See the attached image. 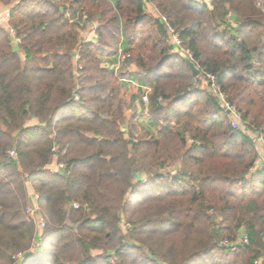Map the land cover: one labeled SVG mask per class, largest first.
<instances>
[{
    "label": "trees",
    "instance_id": "16d2710c",
    "mask_svg": "<svg viewBox=\"0 0 264 264\" xmlns=\"http://www.w3.org/2000/svg\"><path fill=\"white\" fill-rule=\"evenodd\" d=\"M209 2L0 0L20 39L0 21V264H264V0ZM128 80L150 88L137 137Z\"/></svg>",
    "mask_w": 264,
    "mask_h": 264
},
{
    "label": "built area",
    "instance_id": "2783aa9c",
    "mask_svg": "<svg viewBox=\"0 0 264 264\" xmlns=\"http://www.w3.org/2000/svg\"><path fill=\"white\" fill-rule=\"evenodd\" d=\"M207 5H210L209 0H203ZM0 21L3 23L4 27L7 28L11 34V37L13 39L14 44H18L20 42V39L18 37H16L15 31L13 28L9 27L8 25V20L10 17V7L9 6H5V8L0 12ZM69 16V15H68ZM163 21H165V18H162ZM69 20L70 22H77L79 26H84L85 25V21L87 20V16L83 15L81 17V19H78V17H71L69 16ZM169 36H170V40L171 43L175 46V51L179 53V51H182L183 53H187L186 51L183 50V48H181V42L180 39L178 38V36L175 34L174 30L172 28H169ZM85 40H90V39H85ZM181 54V53H180ZM125 55L123 54H119V61H122L125 59ZM79 58L78 52H75L74 55V62ZM119 62L116 63L115 65H111L108 64L107 62H104L103 66L104 67H109V68H114V69H118L119 68ZM207 81H208V85H209V91L214 94L216 97H218V100L222 106V108L225 111H229V113L227 114L228 117H230V124L233 128H238L240 125V121H239V114L236 111V109L232 106L229 105V103H227L224 99V95L219 91V89L217 88L216 84H215V79L214 76H212L211 74H206L204 77ZM129 81V80H128ZM127 82V81H125ZM132 82V81H130ZM136 84V83H135ZM138 87H141V89L143 90V93L141 95V100L143 102H147L148 101V93L150 92V88L147 86H140L137 84ZM12 154V153H11ZM258 166V163L256 164V167ZM63 168V164L62 163H54V164H49L46 166V169L50 172V173H56L58 171H60ZM36 197L37 195L34 194L33 196V202L31 204V207H26V212L28 213L29 217L32 218L36 224V236H35V240H34V244H33V248L37 247L39 245L40 242V231L43 229L44 227V219L42 218V216L40 215L39 212V207L36 204ZM74 207H77L76 204H74ZM23 256V253H17L15 255H13V258H20Z\"/></svg>",
    "mask_w": 264,
    "mask_h": 264
},
{
    "label": "rangeland",
    "instance_id": "374dc122",
    "mask_svg": "<svg viewBox=\"0 0 264 264\" xmlns=\"http://www.w3.org/2000/svg\"><path fill=\"white\" fill-rule=\"evenodd\" d=\"M210 6V5H209ZM1 18V16H0ZM94 24V28L93 26H90ZM3 25V23H2ZM96 25H97V22L96 20L92 19L91 21L89 22H85V27L81 30V32H85V33H88L87 36L90 35V33L92 34V37L95 38V28H96ZM4 26V25H3ZM184 50V49H183ZM185 51V50H184ZM179 53H181L183 56H187L188 57V54L187 53H183L182 51H179ZM104 64V63H103ZM136 82L132 81H127V82H124L123 83V87H122V93H123V96L127 99V101L135 95V98H134V103H133V111L134 112H138V116L135 118V122L137 121V125L135 127V131H133V134L135 137H137L139 135V133L141 132L142 128H143V125L144 126H149L148 125V121H147V115H146V111H144L141 107V103L139 101H137V93H138V86H137V83L135 84ZM199 86H201L202 88H209L208 86V81L204 78V76H201V78H199V82H198ZM139 100V99H138ZM220 103V102H219ZM126 116L128 119L131 118V111L130 110H127L126 111ZM228 120L230 122V117H228ZM173 127L175 130H179L181 131V126L180 125H170V127ZM241 127V126H240ZM248 133L253 136V138L255 139V144H256V148L258 150V154H259V157H258V160H257V163L259 162H263L264 164V142L259 138L258 136V133H255V132H250L248 131ZM191 140H188V142L190 143ZM140 177H142L143 179H145V175L141 174L139 175ZM31 204H32V201L29 200V203L27 204L26 207H31ZM25 213L26 215L29 217L28 213L26 212V208H25ZM36 225V224H35ZM122 225V229L125 230V228L127 227L126 224L124 223V221H122L121 223ZM35 228H37L35 226ZM35 242L32 241V247H33V244ZM223 243H226V242H223ZM94 253H99V251H94ZM262 259H259L257 261V263H259Z\"/></svg>",
    "mask_w": 264,
    "mask_h": 264
},
{
    "label": "crops",
    "instance_id": "0c3cea01",
    "mask_svg": "<svg viewBox=\"0 0 264 264\" xmlns=\"http://www.w3.org/2000/svg\"><path fill=\"white\" fill-rule=\"evenodd\" d=\"M4 8H5V6H3L2 4H0V12H1ZM90 26H93V28H94L95 25L92 24V25H90ZM86 34L88 35V33L81 32V35H82V37H83L84 39H90V40L95 39V38L92 37V34H91V33H90L89 36H87ZM137 101H139V100L137 99ZM31 123H36V120L33 119V120L31 121ZM52 164H54V162H53ZM258 164H263V162L261 161V162H259ZM28 195H29V199H30V201L33 202L34 192H33L32 188H31L30 186L28 187Z\"/></svg>",
    "mask_w": 264,
    "mask_h": 264
},
{
    "label": "water",
    "instance_id": "95a60500",
    "mask_svg": "<svg viewBox=\"0 0 264 264\" xmlns=\"http://www.w3.org/2000/svg\"><path fill=\"white\" fill-rule=\"evenodd\" d=\"M185 62L192 74L193 77L197 76L200 73L199 68L193 63V61H191L190 59L186 58ZM229 111H226V114H228ZM240 238H242V235L239 236Z\"/></svg>",
    "mask_w": 264,
    "mask_h": 264
}]
</instances>
